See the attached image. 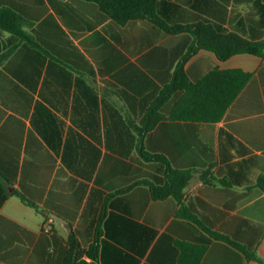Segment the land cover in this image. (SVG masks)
<instances>
[{
    "label": "crops",
    "instance_id": "crops-1",
    "mask_svg": "<svg viewBox=\"0 0 264 264\" xmlns=\"http://www.w3.org/2000/svg\"><path fill=\"white\" fill-rule=\"evenodd\" d=\"M157 13L165 27L91 0H0V264L89 262L94 244L97 264H178V242L186 264H258L248 245L264 260V54L198 50L192 82L252 75L225 116L169 119L178 92L142 141L139 128L197 26L264 42V0H158ZM178 171L181 199L155 198Z\"/></svg>",
    "mask_w": 264,
    "mask_h": 264
},
{
    "label": "trees",
    "instance_id": "trees-1",
    "mask_svg": "<svg viewBox=\"0 0 264 264\" xmlns=\"http://www.w3.org/2000/svg\"><path fill=\"white\" fill-rule=\"evenodd\" d=\"M98 3L120 24L136 19H147L156 24H162L157 13L158 0H91ZM163 27L166 25L162 24ZM184 27H174L180 31ZM197 47L189 52L177 64L172 81L167 84L148 108L145 120L140 128L143 134L154 128L164 119L161 110L163 106L176 94L181 96L174 102L169 113V119L191 123H215L226 114L229 106L237 98L252 75L240 69L219 70L213 69L198 82H192L186 72L185 63L198 50L205 49L213 52L220 61H225L237 54H250L262 56L264 42H252L234 33H226L220 27L199 24L194 30ZM145 158L148 157L143 153ZM156 158H159L156 157ZM191 175L188 171H178L174 178L164 186L152 187L153 196L157 199L174 196L177 200L182 197V190L188 185ZM256 186L264 193V174L259 175ZM20 196V195H19ZM21 197V196H20ZM24 201V199L21 197ZM181 250L178 264H186V244L178 242ZM238 246V245H237ZM247 261L264 264L253 245L239 246ZM98 247L92 245L88 251L90 261H80L77 264H97ZM201 257L197 254L193 264Z\"/></svg>",
    "mask_w": 264,
    "mask_h": 264
}]
</instances>
